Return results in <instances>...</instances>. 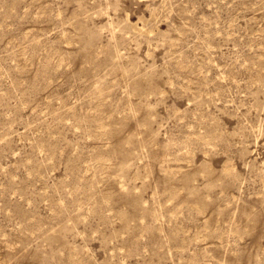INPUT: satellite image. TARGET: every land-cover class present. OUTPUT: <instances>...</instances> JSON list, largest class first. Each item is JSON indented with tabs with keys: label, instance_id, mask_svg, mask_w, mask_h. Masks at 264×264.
Masks as SVG:
<instances>
[{
	"label": "rangeland",
	"instance_id": "1",
	"mask_svg": "<svg viewBox=\"0 0 264 264\" xmlns=\"http://www.w3.org/2000/svg\"><path fill=\"white\" fill-rule=\"evenodd\" d=\"M0 264H264V0H0Z\"/></svg>",
	"mask_w": 264,
	"mask_h": 264
}]
</instances>
